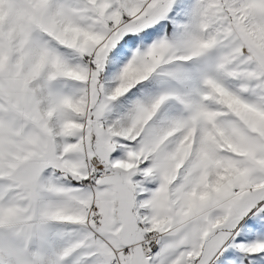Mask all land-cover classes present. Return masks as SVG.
<instances>
[{
  "label": "snow or ice",
  "instance_id": "snow-or-ice-1",
  "mask_svg": "<svg viewBox=\"0 0 264 264\" xmlns=\"http://www.w3.org/2000/svg\"><path fill=\"white\" fill-rule=\"evenodd\" d=\"M0 264H264V0H0Z\"/></svg>",
  "mask_w": 264,
  "mask_h": 264
}]
</instances>
